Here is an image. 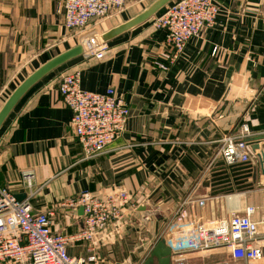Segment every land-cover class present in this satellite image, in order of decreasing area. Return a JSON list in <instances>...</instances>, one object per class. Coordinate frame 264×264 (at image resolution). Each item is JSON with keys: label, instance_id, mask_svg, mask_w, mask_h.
Returning a JSON list of instances; mask_svg holds the SVG:
<instances>
[{"label": "crops", "instance_id": "0c3cea01", "mask_svg": "<svg viewBox=\"0 0 264 264\" xmlns=\"http://www.w3.org/2000/svg\"><path fill=\"white\" fill-rule=\"evenodd\" d=\"M62 2L0 0V107L27 75L78 43L64 29ZM215 2L220 11L213 26L191 38L172 64L164 31L151 26L152 17L108 42L101 58L79 56L47 74L0 127V187L47 213L52 233L71 237L82 230L79 207L62 204L82 191L105 197L119 187L130 194L122 218L93 242L70 239V256L142 264L156 240L172 246L168 240L179 229L247 208L264 237V174L257 159L252 154V161L228 166L216 155L221 136L240 123L264 136V0ZM138 5L106 17L102 31L145 7L135 12ZM73 69L83 90L111 87L130 110L125 132L88 161L57 91L61 76ZM173 254L172 264H242L226 248Z\"/></svg>", "mask_w": 264, "mask_h": 264}, {"label": "built area", "instance_id": "2783aa9c", "mask_svg": "<svg viewBox=\"0 0 264 264\" xmlns=\"http://www.w3.org/2000/svg\"><path fill=\"white\" fill-rule=\"evenodd\" d=\"M143 0H63V26L74 33L93 20L104 19L122 12L129 3ZM220 11L215 0H174L151 19V26L164 31V43L170 52L167 64H172L184 51L191 38L200 35L204 28L213 26ZM76 35V34H75ZM106 44L84 56L101 58ZM161 70L167 65L155 62ZM57 91L63 105L71 111L69 126L82 150V160L97 158L106 147L119 138L126 129L130 110L124 99L113 88L103 93L85 91L80 86V71L73 69L60 78ZM254 137L246 123H240L219 139L216 153L228 165L251 161L248 138ZM25 188L31 190L27 178ZM130 194L117 188L112 194L100 197L88 191L62 203L73 209L83 208L84 226L71 237L56 235L50 229L45 212H34L29 198L18 200L16 195L0 187V261L11 260L15 264H86L96 263V257L87 259L72 257L67 244L72 240L91 243L107 226L122 218V210ZM253 209L243 214L232 213L227 219L198 222L179 229L168 241L177 254L186 250L210 251L226 248L232 259L242 264H264V237L259 238L257 224L250 218ZM165 234V233H164ZM169 236V233L166 234ZM165 243L166 238H163ZM186 247V248H181ZM215 264H231L219 261Z\"/></svg>", "mask_w": 264, "mask_h": 264}, {"label": "water", "instance_id": "95a60500", "mask_svg": "<svg viewBox=\"0 0 264 264\" xmlns=\"http://www.w3.org/2000/svg\"><path fill=\"white\" fill-rule=\"evenodd\" d=\"M174 0H152L142 10L136 13L131 18L124 22L117 24L105 31H101L85 40L78 42L76 45L68 48L67 50L55 55L40 65L29 75H27L9 94L2 106L0 107V127L11 113L16 104L24 96V94L38 81L45 77L50 72L54 71L63 64L79 57L84 56L93 49H96L108 42L114 40L122 34H125L134 28L142 25L143 23L154 17L159 11ZM264 140L263 135L254 136L246 140L250 145V150L253 156L257 159L258 167L264 174ZM252 161V158H251ZM254 174L256 168H253ZM24 194L16 195L18 200L24 199ZM79 212L83 214V208L79 207ZM172 253L170 247L165 243L163 238L155 241L149 249L148 256L142 264H172Z\"/></svg>", "mask_w": 264, "mask_h": 264}, {"label": "rangeland", "instance_id": "374dc122", "mask_svg": "<svg viewBox=\"0 0 264 264\" xmlns=\"http://www.w3.org/2000/svg\"><path fill=\"white\" fill-rule=\"evenodd\" d=\"M150 1H152V0H143L141 2H138L137 4H139V5L136 7L135 12L137 10H139L140 8H143L144 6H146ZM129 4H131V3H129ZM129 4L127 6H129ZM113 14H115V13H113ZM103 20H105V18L99 19V20H93V21L89 22L85 27H83V28L79 29L77 32H75V34H76L75 37H77V42H81V41L85 40L86 38L90 37L91 35L99 33L100 31L107 28V26L109 24H107Z\"/></svg>", "mask_w": 264, "mask_h": 264}]
</instances>
